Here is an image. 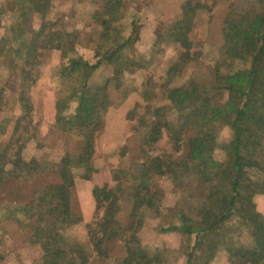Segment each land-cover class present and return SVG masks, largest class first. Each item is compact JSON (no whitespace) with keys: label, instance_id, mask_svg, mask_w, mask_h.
<instances>
[{"label":"trees","instance_id":"1","mask_svg":"<svg viewBox=\"0 0 264 264\" xmlns=\"http://www.w3.org/2000/svg\"><path fill=\"white\" fill-rule=\"evenodd\" d=\"M51 1L9 0V7L6 4L0 7V26L4 28L0 56L13 54L14 59L22 61L20 82L21 86L27 87L35 81L33 69L46 49L63 53L67 58V70L58 72L59 75L77 74L80 85L66 96H59L55 119L63 131L81 136L80 147L76 152L66 150L57 160L49 162H42L28 152L35 125H30L31 101L21 96V113L14 116L13 121L5 118V125L0 126L2 131L9 124L13 127L8 138L0 142V187L8 178L28 181L40 176L41 172L56 174L54 181L38 185L26 201L6 205L5 213L9 218L23 217V226L31 230L30 242L42 250L44 264H86V247L64 234L69 226L81 220L72 207V190L79 168H84V178L90 176L88 170L92 169L95 138L110 104L108 84L117 81L123 73V66L127 63L121 62L124 59L121 51L130 41L116 42L113 48L98 45L94 57L99 58L91 63L77 54V34L45 18ZM126 1L103 0L95 12L103 42L109 40L111 31L117 38H122L113 23L118 17L122 18L119 14ZM207 1L185 0L181 16L170 26L156 30V43L169 37L181 51L166 71L167 79L162 89L168 103L147 109L153 120H139L144 152L145 147H151L161 138L164 128L168 129L176 151L184 144L187 151L181 159L171 153L147 154L134 165L132 205L127 224L119 221L117 213L119 193L123 192L122 176L126 172L120 169L112 172V179L116 182L114 188L107 184L92 188L95 213L101 209L102 213L88 225L87 234L90 250L100 258L109 257V242L116 240L124 248L118 264L162 263L160 253L142 245L138 233L145 219L159 214L162 193L155 187L154 180L166 176L176 185L184 184L182 182L187 178V184L192 185H187V191L195 186V182L204 186L199 193L198 206H190L193 212H181L178 222L159 228V232L194 235L187 264H195L198 258L201 263L208 264L220 249L229 264H264V212L256 206L257 196L264 195V0L230 3L222 23L223 58L214 67L213 75L222 73L221 68H226V72L213 91L201 89L194 79L169 87L171 80L193 59L189 32L196 13L205 9ZM243 3L245 5L241 6ZM34 15L42 19L37 28L31 27ZM27 34L28 40L25 38ZM65 40L68 44L62 45ZM101 59L115 66L114 76L101 86L90 87L87 79L100 65ZM227 59L232 62L228 64ZM236 59L243 61V67L234 69ZM3 91L0 83V112L4 108ZM71 101L77 102L72 116L65 114ZM169 109L175 110L183 120L168 128L165 116ZM223 127L230 130L226 140L218 138ZM251 170L261 176L252 178ZM234 220L248 228L249 244L237 242L231 235L229 223ZM16 221L19 220L16 218ZM196 250L199 252L197 256Z\"/></svg>","mask_w":264,"mask_h":264},{"label":"rangeland","instance_id":"2","mask_svg":"<svg viewBox=\"0 0 264 264\" xmlns=\"http://www.w3.org/2000/svg\"><path fill=\"white\" fill-rule=\"evenodd\" d=\"M184 1L127 0L124 10L119 14L122 18L118 17L113 23L122 38L119 36L117 38L111 31L109 40L105 42L100 36L101 29L94 16L103 0H52L45 17L47 20L63 25L66 31L77 34L78 39L75 44L77 54L91 63L99 58L94 57V51L98 45H103V48H113L116 42L122 44L126 42V39L130 41L121 51L124 57L121 62L127 63L123 66V73L117 81L108 84L110 104L103 116V126L95 138L91 161L93 170H88L90 176L86 179L83 177L84 168H79L76 171L77 176L72 190L74 213L79 216V212L80 214L83 212L86 219L84 222L81 219L82 222L80 220L77 224L69 226L64 234L86 247L88 256L86 264H118L124 254L123 245L116 240L109 242L108 258L98 257L89 248L87 227L102 213V209L99 210L93 215V219H90L92 213L88 214L89 204L85 201L84 195L89 192L92 184H107L114 188L116 182L112 179V172L116 169L126 172L122 176L123 192L119 193L117 213L119 221L127 224L132 205L130 194L134 165L142 161L147 154L171 153L176 159H181L187 151L185 144L176 151L168 129L164 128L161 138L151 147H145L146 152H144L139 134V120H153L147 109L161 107L168 103L162 89L167 79L166 71L169 65L176 61L181 49L169 37L156 43V30L161 26L163 29L165 26H170L181 16V6ZM232 1L248 3L247 1L250 0H208L205 3V9L196 13L193 28L189 32L192 52H194L193 59L186 63L181 73L171 80L169 87L180 86L187 80L194 79L201 89L213 91V88L223 80L222 75L226 72V68H221L222 73L217 76L213 75V70L223 58L222 23ZM244 3L241 6L246 4ZM4 4L9 7V0H0V7ZM262 8L264 9V2ZM41 20L38 15H34L31 19V27L37 28ZM3 34L4 28L0 26V46ZM28 36L29 34L25 36L26 40ZM64 44L68 42L65 40L62 45ZM11 58L13 59L10 62ZM39 59L40 62L33 69L35 81L23 87L20 82L22 61L14 59L13 54L6 57L0 56V83L4 89V108L0 112V126L5 125V118L13 121L14 116L21 113V96L29 98L32 104L30 125H35V129L33 130L34 138L29 139L28 152L35 154L42 162H49L57 160L66 150L76 152L80 147L81 136L72 131H63L55 119L59 96H66L78 89L80 77L77 74L59 75L58 72L67 70V58L59 50L46 49ZM231 62L227 59L228 64ZM233 64L234 69L244 65L241 59L234 60ZM114 73L115 66L101 59L100 65L88 77L87 84L90 87L101 86L111 79ZM76 104V101H71L65 114L72 116ZM165 117L167 123L169 122L168 128L169 125H179L183 120L173 109L167 110ZM12 128L9 124L4 131L0 129V142L8 138ZM229 131L228 127H223L218 138L226 140L230 135ZM250 175L252 178L261 176L255 170H251ZM56 178V174L45 171L28 181L8 178L1 184L0 264H44L41 259L42 250L40 246L30 242L31 230L23 226L24 223L21 220L23 217L20 215L15 219L7 217L5 207L14 201H26L38 185L52 182ZM154 181L155 187L162 193L159 214L154 218L145 219L138 237L142 245L160 253L161 264H187L194 235H183L174 231L159 232V228L178 222L181 212L186 214L193 212L190 206H198L199 198H201L199 193H202L204 186L195 182V186L187 191V185L192 186L187 184V178L182 185L172 183L166 176H158ZM256 206L259 211L264 212V195L257 196ZM16 218L19 221H16ZM229 224L232 229L231 235L237 242L242 244L251 242L248 228L235 220ZM194 253L195 256L199 255L197 250ZM200 260L201 258H198L195 264H204ZM208 264L229 263L224 251L220 249Z\"/></svg>","mask_w":264,"mask_h":264},{"label":"crops","instance_id":"3","mask_svg":"<svg viewBox=\"0 0 264 264\" xmlns=\"http://www.w3.org/2000/svg\"><path fill=\"white\" fill-rule=\"evenodd\" d=\"M95 185H97V184H92V186H91V188H89V192L88 193H86L85 195H84V199H85V201L89 204V213L88 214H91L92 216H90V219L92 218L93 219V215L95 214V208H96V202H95V199H94V197H93V194H92V188L95 186ZM73 205V204H72ZM73 209H74V206H73ZM78 213V212H77ZM79 217H81V219L83 220V222H84V220L86 219L85 218V216H84V214H83V212H81V214H80V212H79ZM82 220L80 221V222H82ZM91 222V221H90ZM89 223V222H88Z\"/></svg>","mask_w":264,"mask_h":264}]
</instances>
